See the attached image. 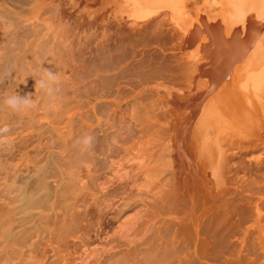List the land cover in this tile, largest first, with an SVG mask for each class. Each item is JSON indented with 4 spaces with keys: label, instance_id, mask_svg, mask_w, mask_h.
<instances>
[{
    "label": "rangeland",
    "instance_id": "rangeland-1",
    "mask_svg": "<svg viewBox=\"0 0 264 264\" xmlns=\"http://www.w3.org/2000/svg\"><path fill=\"white\" fill-rule=\"evenodd\" d=\"M0 80V264H264V0H0Z\"/></svg>",
    "mask_w": 264,
    "mask_h": 264
},
{
    "label": "clouds",
    "instance_id": "clouds-1",
    "mask_svg": "<svg viewBox=\"0 0 264 264\" xmlns=\"http://www.w3.org/2000/svg\"><path fill=\"white\" fill-rule=\"evenodd\" d=\"M42 69V74L36 79L35 89L36 91H43L47 95H53L57 91L56 86L60 82L59 77L57 73H53L48 69ZM2 82L3 81L0 80V83ZM34 108H36V103L32 98V94L21 96L14 91L13 93L6 94L0 98V111L7 109L13 114H22ZM10 134L11 128L7 124L0 125V146L7 145V139ZM94 142L95 136L92 134H85L75 141L82 152L89 151L93 147ZM7 146L10 147V145Z\"/></svg>",
    "mask_w": 264,
    "mask_h": 264
},
{
    "label": "bare ground",
    "instance_id": "bare-ground-1",
    "mask_svg": "<svg viewBox=\"0 0 264 264\" xmlns=\"http://www.w3.org/2000/svg\"><path fill=\"white\" fill-rule=\"evenodd\" d=\"M148 34H149V33H148ZM151 36H152V35H151ZM117 48H118V47H117ZM128 51H129V49H128ZM103 53H104V52H103ZM108 53H109V52H108ZM144 54H145V53H144ZM123 55H124V54H123ZM135 55H136V54H135ZM141 55H142V54H141ZM147 55H148V54H147ZM150 55H151V54H150ZM120 56H121V55H120ZM124 56H125V55H124ZM116 57H117V56H116ZM118 57H119V56H118ZM122 57H123V56H122ZM122 57H121V58H122ZM135 57H136V56H134L133 58H135ZM145 57H146V56H145ZM148 57H149V56H148ZM148 57H146V58H148ZM154 57H155V56H154ZM136 58H137V57H136ZM139 59H140V58H139ZM141 59H142V58H141ZM115 60H116V59H115ZM143 60H146V59H143ZM132 62H133V61H132ZM144 63H145V62H143V63L141 64V66H142ZM131 65H132V64H131ZM138 65H140L139 62H137V65H135V67L138 66ZM135 67H134V65H133V68H135ZM130 69H131V67H130ZM141 72H142V71H141ZM143 73H144V72H143ZM145 79H146V78H145ZM261 84H264V81L261 80L260 83H258V90H259V88H260L261 86H264V85H261ZM173 89H174V88H173ZM260 92H261V91H260ZM261 94H264V91H262ZM260 97H261V96H260ZM258 99H259V97H258ZM258 99H257V101H259ZM262 101H264V100H262ZM259 104H261V103H259ZM259 104H258V105H259ZM261 105L264 106V104H261ZM257 107H258V106H257ZM258 108H259V107H258ZM260 108H262V107L260 106ZM260 108H259V110H260ZM261 110H262V109H261ZM259 114H260V113H259ZM261 114H264V112L261 111ZM259 116H260V115H259ZM261 116H262V115H261ZM255 118H256V117H255ZM257 118H258V116H257ZM258 119H259V118H258ZM259 120H260V119H259ZM256 121H257V120H256ZM257 122H258V121H257ZM262 122H264V121H262ZM259 123H260V122H258V124H259ZM259 127H260V126H259ZM260 128H261V127H260ZM257 130H258V129H257ZM258 132H259V131H258ZM260 134H261V133H260ZM220 135H221V134H220ZM221 137H222V136H221ZM207 140H209V139H207ZM203 144H204V143H203ZM207 147H208V146H207ZM209 147H210V146H209ZM204 149H205V148H204ZM209 149L211 150V148H207V149H206V151L208 150V152H207V155H204V156H208V155H209V154H208V153H209ZM218 149H219V148H218ZM219 150H220V149H219ZM206 151H205V152H206ZM201 152H203V150H202ZM211 152H212V151H211ZM211 152H210V153H211ZM202 155H203V154H202ZM204 156H203V158H206V157H204ZM214 156H215V155H214ZM218 156H219V155H218ZM219 157H220V156H219ZM219 157H218V158H219ZM239 157H240V156H239ZM207 158H209V157H207ZM214 160H215V159H214ZM221 160H222V158H221ZM216 161H217V160H216ZM210 162L212 163V161H210ZM217 163H218V162H217ZM210 165H211V164H210ZM213 165H215V163H214ZM197 167H198V166H197ZM213 170H214V169H213ZM216 170H217V169H216ZM209 171H210V170H209ZM205 173H206V172H205ZM208 173H209V172H208ZM213 173H214V171H213ZM213 173H212V174H213ZM215 173H216V172H215ZM205 175H206V174H205ZM214 175H215V174H214ZM205 177H206V176H205ZM206 178H207V177H206ZM28 199H29V198H28Z\"/></svg>",
    "mask_w": 264,
    "mask_h": 264
}]
</instances>
